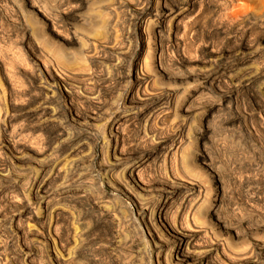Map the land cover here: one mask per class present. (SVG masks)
<instances>
[{
    "label": "rangeland",
    "instance_id": "1",
    "mask_svg": "<svg viewBox=\"0 0 264 264\" xmlns=\"http://www.w3.org/2000/svg\"><path fill=\"white\" fill-rule=\"evenodd\" d=\"M174 224L264 264V0H0V264H184Z\"/></svg>",
    "mask_w": 264,
    "mask_h": 264
},
{
    "label": "bare ground",
    "instance_id": "2",
    "mask_svg": "<svg viewBox=\"0 0 264 264\" xmlns=\"http://www.w3.org/2000/svg\"><path fill=\"white\" fill-rule=\"evenodd\" d=\"M30 1V0H29ZM79 1V0H78ZM99 1V0H98ZM170 0H158V3L160 4V6L164 9L167 8V4ZM31 3V2H30ZM182 4V3H181ZM145 5V4H144ZM180 5V4H179ZM143 6V5H142ZM151 7V6H150ZM177 7V6H176ZM80 8V7H79ZM172 11V10H171ZM168 13V12H167ZM141 14V13H140ZM172 14V13H171ZM156 15V14H154ZM155 17V16H154ZM160 17V16H159ZM164 19H166L167 15L162 16ZM168 18V17H167ZM162 21V23H166L165 21ZM172 21V20H171ZM161 23V22H160ZM158 24V23H157ZM162 25V24H161ZM156 27V26H155ZM160 38V37H159ZM80 40V39H79ZM78 41L75 38V42ZM162 48V47H161ZM242 50V49H241ZM250 50V49H249ZM60 54V51L58 52ZM162 70V75L166 76V72L165 70L161 67ZM231 70V69H230ZM246 70V69H245ZM241 72V71H240ZM139 75V74H138ZM136 76V80L139 82L141 80V78L139 76ZM135 76V75H134ZM244 76V75H243ZM56 77V76H55ZM132 77V76H131ZM246 78V77H245ZM48 79V78H47ZM163 79V78H161ZM247 81V80H246ZM143 83V82H142ZM137 84V83H136ZM140 84V83H138ZM62 85V84H61ZM53 87V86H52ZM63 87V86H62ZM66 87V86H65ZM146 87V86H145ZM144 87V88H145ZM139 88V87H138ZM138 94V93H137ZM139 95V94H138ZM137 97V96H136ZM133 98V96H132ZM128 99V98H127ZM69 100V99H68ZM133 101V100H132ZM118 145V137H116V142H115V146H114V150H113V156H114V160L115 161H119L121 158L120 156L117 155V147ZM18 158V157H17ZM18 162V161H17ZM138 166L134 165L131 166L127 169V174L129 175V177L131 179H133L136 183H138V188H140L142 191H144L146 194H150L152 192L157 193V197L161 198V200H163V203L167 202V198L169 195V191L167 189V185H163L161 187H148L146 185H144V183H142L140 181L139 178V174H138V180H135V176L134 173L138 170L137 168ZM191 183V182H190ZM193 185L192 187V191H195L198 189V186L196 184H191ZM190 185V186H191ZM201 186V185H200ZM129 190V189H128ZM134 199L136 200V202L139 205V211L143 210H147L146 207H143L144 205H146L144 202H142L143 200H147L146 197L144 198V196H142V199L139 196L133 195ZM162 203V202H161ZM137 205V204H136ZM166 207V206H165ZM164 224L168 225L169 223L166 220V217L162 220ZM161 223V222H160ZM176 224V223H175ZM173 225L172 227H169V231L171 233V238L172 241L174 243V249H173V254H174V258L179 261L182 262L184 264H212L210 261V256L206 253H201L199 250H197V247L195 244H193L192 242V235L190 233H188L186 230H183L182 228H177L176 225ZM167 227V226H166ZM165 227V228H166ZM165 230V229H164ZM234 235V234H233ZM48 237V236H47ZM161 240V237L159 239ZM256 247H258L260 250H264V241H258L255 244ZM210 247V246H209ZM249 258V257H248ZM238 260V259H237ZM236 262V261H235ZM227 263V262H226ZM230 264V263H228Z\"/></svg>",
    "mask_w": 264,
    "mask_h": 264
}]
</instances>
